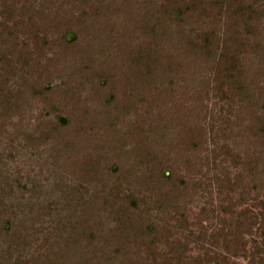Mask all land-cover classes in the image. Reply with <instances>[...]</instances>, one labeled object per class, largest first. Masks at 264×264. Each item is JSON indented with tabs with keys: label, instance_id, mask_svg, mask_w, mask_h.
<instances>
[{
	"label": "rangeland",
	"instance_id": "374dc122",
	"mask_svg": "<svg viewBox=\"0 0 264 264\" xmlns=\"http://www.w3.org/2000/svg\"><path fill=\"white\" fill-rule=\"evenodd\" d=\"M110 1L113 0H20L27 3L28 13L36 9L44 17L37 14L38 26L30 23L32 29L19 28L14 35L0 36V61L4 55L17 53L30 63L22 72L7 69L0 75V224L14 211L17 218L13 225L18 229L14 235L0 233V250L8 256L12 254L13 263L66 264L63 259L57 263L56 247L70 231L72 210L76 211L74 215L83 216L86 207L94 208L105 222L96 236L98 240H108V233H117L120 227L114 221L119 210L109 220L108 208L98 196L104 188H117L122 195L136 194L145 201L141 214L147 225L153 223L157 229L162 228L160 238L166 244L163 253L174 260L173 264H209L217 257L252 264L254 241L264 245L261 225L256 223L250 230L243 227L238 240L234 233L238 223L251 222V210L259 211L253 177L245 163L247 157L264 153L263 139L257 140L251 133L242 105L236 104L230 111V106L221 101L213 74L199 79L198 91L207 87V93L191 92L190 98L185 96L180 87L183 83L178 84L185 71L176 78L179 93L175 100L181 101L187 110L179 115L183 122L170 129L178 138L172 144L171 154L164 157L166 165L174 169L175 179L167 187L158 183L157 176L150 179V169L143 168L139 165L142 160L135 158L139 157L140 135L151 134V125L159 119L175 121L171 115L174 101L171 95L168 100L156 97L150 83L142 85L128 80L124 52L131 53V60L133 51H141L144 39L123 29L122 19L132 18L121 10L125 2L119 0L106 6ZM137 3L134 15L141 18L148 4L145 0ZM126 4L130 6L129 2ZM61 5L63 11L70 12L73 23L68 22L66 28L59 23L60 32L70 30L74 24L72 29L81 30V34L78 45L70 48L65 43L64 48L56 51V8ZM46 12L50 19L45 17ZM119 12L121 15L113 18L114 24L108 22L109 14ZM29 15L25 16V23L31 22ZM77 18L96 26L100 32L103 29L105 35L95 48L87 47L86 29H82L86 24L80 28ZM130 23L133 25L134 20ZM44 38L51 43L53 52L44 49L42 57L37 49H43L40 46ZM71 38L67 36V40ZM163 46L168 56L176 54L177 64L187 66V42L170 36ZM60 50H64L62 54ZM245 55L249 63H259V56L252 50ZM58 115L66 118L67 125H58ZM189 130L194 133L189 134ZM191 145H197V150H188ZM257 163L263 171L264 160ZM112 165L121 166V176H127L124 182L115 183ZM167 174L170 176V172ZM257 185L263 186V198L264 180ZM57 195L63 199L56 205L60 215H52L48 209L54 207L51 201ZM38 207L41 208L33 213L31 209ZM52 219L54 229L59 226L62 231L56 233L50 228ZM78 233L88 255H80L74 262L87 264L93 255L90 245L85 243L90 231L83 226ZM36 241L39 251L35 250ZM243 247L247 257L242 254L233 258V253ZM137 251L138 248L133 249L134 253Z\"/></svg>",
	"mask_w": 264,
	"mask_h": 264
},
{
	"label": "trees",
	"instance_id": "16d2710c",
	"mask_svg": "<svg viewBox=\"0 0 264 264\" xmlns=\"http://www.w3.org/2000/svg\"><path fill=\"white\" fill-rule=\"evenodd\" d=\"M23 1L27 2L28 0ZM117 1L119 0L110 1L105 5L111 7ZM132 1L135 2L132 4L131 0H122V3L125 2L121 9L122 12H125L127 17L133 18H130V20L127 18V21L122 19V26L127 32L132 30V32L138 33L140 37H143L144 43L140 52L133 51L131 60V53L128 51L124 52L123 62L127 66V74L130 75L128 80H135L138 83H142V85L150 83L149 85L155 87L154 93L156 97H163L168 100L170 99L168 96L171 95L174 101L171 115L175 121H171V123L170 121L161 122V119H159L160 121L158 120L151 125V134L146 135L142 132L140 135L142 141L138 153L139 157L135 158L142 160L139 165L143 168L150 169L148 171L150 179L157 176L158 183L160 182L166 187L170 186V183L175 179V171L173 168H169V165H166L164 157L167 156L166 154H171L174 149L172 144L174 145L178 138V134L173 133L170 129L177 126L175 123L183 122L184 118L181 117L182 115L179 117V115H184V111L187 110L183 107L184 104L181 101L178 100L176 102L177 100H175V94L179 93V90L177 91L179 87H177L176 78L182 77L181 73L185 71L186 75H183V79L178 82L179 85L181 83L184 84L180 85V87L185 96L190 98L189 94L191 92H194V94L207 93V87H205V91H198V88L201 87L199 79L202 76L213 74L215 90L220 95L221 101L230 106V111L235 109L236 104L242 105L248 115L247 121L249 127L252 128L251 133L257 137V140H260L258 138L263 139L262 142L264 144V0H253L250 3L247 0H145L148 8H143L144 12L141 14V18L134 15L138 0ZM126 2H129L130 6L132 4V6H128ZM63 6L56 8V51L62 49V47L64 48L65 43L69 46L76 45L80 40L81 34V30L75 32L72 29L74 24L70 25V30L67 29L63 33L60 32V24L66 28L68 22H72L70 12L63 11ZM27 8V3H20V0H0V36L14 35L19 28L28 27L32 29V25L38 26L35 22L36 18L39 15L40 18L44 16L36 9L28 13ZM61 11L63 14L65 13V16ZM28 14H30L28 20L31 22L25 23L24 18ZM37 14L39 15L36 17ZM118 14L121 15L120 12L109 14L108 22L112 23L113 18L115 20ZM84 15H87V12ZM45 17L50 19L47 12ZM231 17L237 21H234V19L233 21L230 20ZM48 19L45 21H48ZM132 20H134L133 25L130 23ZM138 21L141 23H138ZM85 24L86 22L82 18L76 19V25L80 28ZM118 27L120 28V26ZM232 28L237 30L230 32ZM82 29H86V45L88 48H95L102 41V36L105 35L103 29L100 32L96 26L94 27L90 23L86 24ZM242 29H244L243 32L241 31ZM68 35L72 36L70 40H67ZM127 35L130 34L128 33ZM170 36H177L179 42L188 43L184 60L187 66L181 67L179 63H176L178 60L175 53H172L171 56L166 54L163 45ZM43 40L40 46L43 49H37V53L42 57L46 53L44 49L49 48L48 51L53 52V49L49 46L51 44L49 40L45 38ZM28 47L29 45L27 46L26 44L25 48L27 49ZM67 48L69 47H65V49ZM247 50L248 52L252 50L259 56L258 64L248 62L249 60L246 59L245 55ZM60 51V54H62L64 50ZM68 51L70 52V49ZM128 55L129 57H127ZM170 62L171 64H169ZM29 66L30 63L25 56L21 55L19 57L17 53H10L1 58L0 75L7 69H15L22 72ZM253 70L254 72H252ZM105 81H108V79ZM206 83H209V79ZM57 117L60 127L67 125L66 118L61 115ZM193 133L192 130H189V134ZM196 148L197 145H191L188 150L192 149L191 152H194V150H197ZM260 154V156L255 158L247 157L249 160L245 163L249 175L253 177V191L258 200L259 211L257 213L250 211L253 215L249 218L251 222H248L247 225L243 222L238 223L234 233L236 240L242 233L243 227L250 230L258 223L261 225L260 230L263 231L261 238L264 242V197L261 198L260 195L263 186H260L261 189L257 185L264 180V170H259L257 163L259 160H264V153ZM137 160L135 161L137 162ZM111 170L116 176L115 183L119 184V181L124 182L127 179V176H121V166L112 165ZM168 172H170V176L167 174ZM104 189L103 194H99L98 197L103 198V205L108 208L110 215L105 216L110 220L109 217L112 218L113 214H116L114 211L119 210L116 214L117 219H114L120 226L117 233L115 231L108 233V240L105 238L98 240L96 232L105 224L103 216L97 215V211L90 207H86L83 216L74 215L76 211L72 210L70 217V219L72 218L70 221L72 224L69 223L68 238L63 235L64 242L58 243V247H56L58 248L57 263L63 259L66 264H75L74 260L78 259V256L88 255L86 253L88 250L85 251V246L80 241V233H78L85 226L86 230L90 231L89 239L85 243L90 245V249L93 252L87 264H173L174 260L167 253H163V247L166 244L162 243V238H160L162 228L157 229L153 223L147 225L144 216L141 214V208L145 201L139 199L136 194L124 193L122 195L117 188L112 190L109 188ZM61 200H63L62 197L58 195L56 199H52L51 205L54 207L48 209L51 210L52 215H60L56 205ZM40 208L31 210L34 213V210L36 212ZM42 211L45 212L44 214L47 213L45 210ZM15 218H17V213L14 211L6 216L5 221L0 224L1 234L5 235L7 232L14 235L17 232L18 229L14 228L13 225ZM51 222L50 228L56 230V233H58V230L62 231L59 226L54 229V219ZM193 236L194 234L192 233L191 237ZM226 239L229 240L228 236H226ZM254 243V251L251 254L250 261L252 264H264V245L260 246L257 241H254ZM34 245H36L35 250L39 251L37 241ZM134 248H138L137 253L133 252ZM240 248L233 253V258H239L242 254L247 257L245 255V247ZM136 255L137 258L135 259ZM12 256V254L8 256L6 251L0 250V264H19L18 261L13 263ZM180 261L182 260L179 259V263ZM209 264L238 263L231 262L227 258L217 257L213 263Z\"/></svg>",
	"mask_w": 264,
	"mask_h": 264
}]
</instances>
